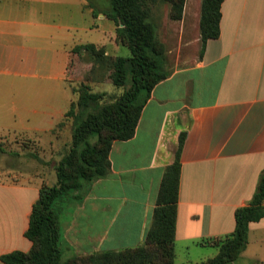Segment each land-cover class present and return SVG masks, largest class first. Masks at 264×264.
Instances as JSON below:
<instances>
[{
	"label": "crops",
	"instance_id": "1",
	"mask_svg": "<svg viewBox=\"0 0 264 264\" xmlns=\"http://www.w3.org/2000/svg\"><path fill=\"white\" fill-rule=\"evenodd\" d=\"M7 1L0 0V72L6 71L5 48L21 47V38L34 36L31 22L9 18L20 14L15 6L8 10ZM201 1L187 0L181 19L171 18L168 11L170 29L161 37L167 77L153 89L133 138L114 142L109 174L87 183L83 200H73L60 215L64 240L74 241L78 253L118 251L103 250L104 238L115 225L131 241L121 249L145 243L163 175L175 160L183 131L175 264L211 258L209 253L194 258L201 248L219 252L209 241L235 230V210L257 189L264 170V0H224L220 35L207 41L202 55ZM80 44L66 43L64 60L52 61L51 69L69 77L72 49ZM66 111L52 117L48 129H54ZM63 134L57 136L62 139ZM64 153L59 148L56 157ZM40 188L39 181L25 185L0 180V257L30 250L25 231ZM91 209L99 216L94 223L102 225L99 234L93 233L91 219L86 222ZM252 241L257 248L253 264H264V217L250 223L247 248L227 264L250 258L246 251ZM0 264L5 263L0 259Z\"/></svg>",
	"mask_w": 264,
	"mask_h": 264
},
{
	"label": "trees",
	"instance_id": "2",
	"mask_svg": "<svg viewBox=\"0 0 264 264\" xmlns=\"http://www.w3.org/2000/svg\"><path fill=\"white\" fill-rule=\"evenodd\" d=\"M170 4L173 19L184 17L187 0H162ZM224 0H202L199 29L201 55L207 41L220 35ZM156 0H109L101 14L116 24L117 40L130 50L129 56H106L104 46L94 43L76 45L69 61V76L77 78L83 69L106 67L109 82L124 88L112 101L103 102L106 92L94 91L81 82L74 89L77 101H72L65 117L72 118L74 129L71 146L56 166V183H44L32 205L25 236L32 242L29 251L14 250L2 254L5 264H175V230L181 178V153L186 132L179 136L175 160L163 175L157 198L154 221L145 243L120 251L76 253L63 259L65 249L60 215L73 202L85 197V185L106 177L111 170L110 153L115 141H126L136 133L144 107L155 86L168 74L166 45L153 17ZM91 6V5H89ZM92 12L96 15V9ZM82 52L93 58L86 62ZM61 121L59 125H62ZM33 156V155H32ZM264 217V170L251 200L235 210V230L211 244L219 252L198 264H227L240 257L249 242L250 223Z\"/></svg>",
	"mask_w": 264,
	"mask_h": 264
},
{
	"label": "rangeland",
	"instance_id": "3",
	"mask_svg": "<svg viewBox=\"0 0 264 264\" xmlns=\"http://www.w3.org/2000/svg\"><path fill=\"white\" fill-rule=\"evenodd\" d=\"M7 4L8 10L15 6L20 14L18 17L9 15V18H17L23 24L31 22L34 36L21 38L17 45L22 48H5L2 57V68L6 71L0 72V180L25 185L39 181L40 186L44 183L53 185L57 181L56 166L61 157H56L57 150L68 152L74 124L72 118L64 115L54 129H48L52 117L57 119L62 110L68 111L71 102L77 101L78 93L74 89L81 82L90 84L94 91L106 92L103 102L112 101L124 88L110 84L106 67L83 69L84 75L66 78L51 69V62L64 60L66 43L93 42L104 46L106 56L113 57L129 56L130 50L116 39L115 22L100 16L109 0H8ZM91 7L96 9V15L91 12ZM152 8L160 37L167 35L170 27L165 18L170 4L156 0ZM83 57L88 63L93 59L87 52ZM61 121L63 124L59 125ZM61 131L64 132L62 139L57 136ZM91 210L86 215V222L91 219L93 233L99 234L102 225L94 223L99 216ZM130 242L119 234L115 225L104 238L103 250L115 248L120 251ZM67 244L70 248L64 250L63 259L80 252L74 241L68 240ZM201 249L194 251V258H204L207 253L214 257L218 253L214 247ZM256 251L252 241L246 251L251 257L240 258L231 264H253Z\"/></svg>",
	"mask_w": 264,
	"mask_h": 264
}]
</instances>
